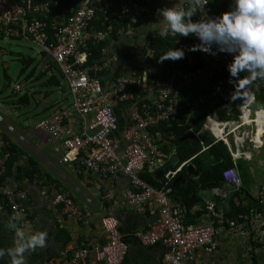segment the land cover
<instances>
[{"label": "built area", "instance_id": "obj_1", "mask_svg": "<svg viewBox=\"0 0 264 264\" xmlns=\"http://www.w3.org/2000/svg\"><path fill=\"white\" fill-rule=\"evenodd\" d=\"M141 1L126 0L119 7H111L110 0H68L66 3L62 0H0V33L7 38L36 44L41 54L58 65L72 98L68 108L41 120L37 130L45 132L49 139L60 143L67 151L62 163L74 161L79 172L93 173L105 179L122 174L130 180L127 196L135 210L157 217L148 230L136 231L132 236L143 245L161 244L166 248L159 264L193 262L200 250L212 253L218 246L217 229L225 225L254 243L264 244V175L256 205L229 218L214 201L206 199L205 222L195 225L186 224L185 210L170 199L174 192L172 183L192 159L176 169L164 171L159 185H150L142 178L145 172L170 162V154L160 148L152 129L179 117L182 105L199 108L210 104L211 110L203 125L213 134V144L223 142L234 157L241 156L245 144H250L254 150H263L264 104L258 102L257 95L264 92V80L245 85L243 77L247 74L241 73L240 79L229 83L227 65L232 60L231 55L217 53L213 56L198 50L203 65L195 70L176 69L169 79H165L163 74L154 77L148 70L141 71L136 67L120 73L106 88L102 75L107 74L120 58L135 55V48L127 46L118 54L110 55L109 47H104L101 58L87 66L90 43L99 45L111 38L114 31L119 37L135 39L143 15L152 18L151 8ZM189 6L197 9L196 20L211 16V7L223 11L214 0H194L186 5ZM115 24L121 26L115 27ZM188 38L193 45L199 43L193 35ZM153 44V39L147 38L143 47V57L151 61L155 59ZM218 71H223L219 80L216 79ZM22 89L21 84L14 87L16 92ZM194 89L198 93L193 98L183 97L184 93ZM121 103L130 104L128 127L120 136L116 108ZM73 114L80 118L79 131L69 125ZM0 121L3 122L1 116ZM7 131L13 133L15 129L8 126ZM195 135L200 139V133ZM60 147L56 150L60 151ZM11 149V140L0 129V180L6 172ZM207 149L204 147L203 151ZM222 176L223 185L207 191L226 198L229 193L241 190L243 182L235 166L226 168ZM102 198L109 201L112 192ZM28 199L25 190L0 185V205L5 206L12 220L22 227L30 216L26 206ZM55 202L65 207L69 218L89 226L91 212L77 205L70 194L58 193ZM17 214L20 219H13ZM101 228L107 242L66 250L54 264H86L91 258L104 264H122L129 244L120 231L118 219L114 216L103 218Z\"/></svg>", "mask_w": 264, "mask_h": 264}, {"label": "crops", "instance_id": "obj_2", "mask_svg": "<svg viewBox=\"0 0 264 264\" xmlns=\"http://www.w3.org/2000/svg\"><path fill=\"white\" fill-rule=\"evenodd\" d=\"M155 1L158 3V9L162 7H171L172 2H175V0H172V2H169V0ZM214 1L223 7L222 12L228 10L230 0ZM190 4L191 3L186 0L185 6ZM222 12H219L217 9L213 10L211 16H218ZM161 21V15L160 18L156 20L152 18H141L137 25V37L135 39L120 37L118 41H113L109 45L110 55L118 54L119 51L127 46L135 48V55H129L127 58H120L115 64L116 68L130 71L136 67L145 66V69L148 71L152 69V66H150L148 61L143 57V47L146 39L151 33L155 35L159 34V25ZM41 56L40 74H48L52 66L50 63L52 59L43 54H41ZM155 69L157 72L160 70V68L157 67ZM37 76L38 75L27 80L25 84H31ZM50 85L58 84L55 83ZM61 86V84H59V87L55 86L56 89L58 88V94L55 99L46 100L44 102L43 110L46 112V116L40 119L39 122L71 105L69 90H61ZM22 90L20 92H22ZM43 97L45 98V96ZM1 104L0 116L3 118V122L0 121V129H3L7 133L14 147L15 155L18 157L14 166L13 175L7 180L8 186L14 189L25 190L28 193L29 199L26 202V206L30 212V216L26 225L22 227L18 222L12 220L6 207L0 205V231L6 229L8 223L15 224L16 227L22 228L23 231L29 235L35 234L38 231H46L47 239L43 247L45 249L43 255L47 254V258H44L43 262L40 264H54L56 260L63 257L66 250H74L82 245L93 247L97 244L107 242V237L101 228V220L108 216H114L118 219L120 231L126 236L129 244L128 254L122 264H159L162 261L166 251L163 245L146 246L132 236V233L136 231L148 230V228L156 222L157 217H151L135 210L127 196L131 189V183L126 176L119 174L116 177L105 179L93 173L85 171L79 172L74 161L62 163L63 155L66 154L67 151L62 148L60 143L49 139L45 132L37 130V128H34L33 131H28L25 135L18 133L15 127L4 118L5 116L13 119V111H11L10 107H8L10 109L4 107V105L7 104L6 102L3 101ZM11 107L15 110L17 105L13 103ZM122 113L127 117L128 109L122 111ZM69 125L79 131L80 118L75 114L71 115ZM8 126H12L15 132H8ZM122 133L123 132L120 130L119 135L121 136ZM198 133L203 135L208 133L210 137L207 138L214 141L213 134L208 132L204 125ZM154 136L157 141L161 139L160 134H154ZM162 144L166 145L170 150L168 154H170L171 159L174 156L178 157L175 154V147L170 142L165 139ZM57 147H60L61 150L57 151ZM261 151L263 150H254L251 148L250 144H245V147L241 151V156L234 157L232 154L231 156L235 167L239 160H244L248 163L251 176L250 184L244 186L243 183L240 191H233L229 193L226 198L213 195L210 191H204L200 194L203 204L205 205L206 199H211L217 204L218 209L226 212L228 215L234 204L236 206L241 204L244 207L256 205L259 187L264 175V155L260 153ZM31 160L37 163L40 176L38 177V179H40L39 184H37V182L32 183L23 177L22 179L18 177L19 172L17 168L26 167L30 164L29 162ZM183 163L185 162H182L180 159V163L177 167H180ZM168 164L169 163L163 167L156 168L154 171H148V173L155 176V173L159 170H168L166 168ZM188 165L193 164L188 163L184 168ZM177 167H174V169ZM155 179L160 181L162 177L161 179ZM107 192H112V198L109 201L102 198ZM58 193L70 194L77 205L91 212L92 215L89 217V226L83 225L77 222L76 219L67 216L65 207L55 202V197ZM89 199L91 202L88 201ZM170 199L175 205L181 206L182 208L184 207L185 198L181 192L174 190ZM190 215L191 217L189 219L191 224L195 225L205 222L203 219L202 205L193 207L190 211ZM65 234H67L69 242L63 240ZM216 239L218 246L215 251L207 253L204 250H200L197 253L195 261L185 264H264V244L254 243L248 237L236 234L226 225L218 227ZM86 264L104 263L97 262L94 258H91Z\"/></svg>", "mask_w": 264, "mask_h": 264}, {"label": "trees", "instance_id": "obj_3", "mask_svg": "<svg viewBox=\"0 0 264 264\" xmlns=\"http://www.w3.org/2000/svg\"><path fill=\"white\" fill-rule=\"evenodd\" d=\"M68 0H62V3H66ZM143 4H147L151 8L152 19L156 20V16L160 17V13L157 12L158 10V3L155 0H142ZM126 0H110L109 5L111 7H119L121 4H125ZM217 3V2H216ZM215 10L214 7H211L210 13ZM197 12L192 17L193 21L196 20ZM142 18H150L149 15H143ZM122 24V23H121ZM121 24H115V27L121 26ZM98 29V26L96 25ZM102 27H100L101 29ZM5 36L0 33V39H3ZM119 35L114 31L111 34V38H108L105 42H101L99 45H93L90 43V50H89V60L86 64L87 66L93 65L96 60H99L101 57V49L104 47H109V45L113 41L119 40ZM148 38L153 39V49L155 50V59L153 61L146 59L152 69L149 70L151 76L158 77L160 74H163L165 79H169L171 76V72L176 69H183V70H195L201 67L203 64V59L200 53L197 51H187L193 43L189 40L188 37H179L178 35L173 38L171 36L168 37H161L159 34L155 35L151 33ZM16 39V38H11ZM18 40H22L17 38ZM176 40L178 42L176 43ZM176 48H183L185 49V57L180 60H170L164 59L165 54L170 49ZM127 58V57H126ZM33 58H28L24 61L28 66L33 63ZM52 62V63H51ZM51 69H57L61 74L58 65L53 61L50 60ZM29 65V66H30ZM144 67V68H143ZM161 68L162 73L156 71L155 68ZM28 67H25L26 70ZM139 70L143 71L145 66L138 67ZM126 70H120L115 67V64L112 66L111 70L107 72V74L102 75V82L104 86L107 88L109 83L115 79L120 73L125 72ZM223 71H218L216 73V79L222 78ZM62 76V75H61ZM34 77V73H31L30 76L27 78ZM63 77V76H62ZM38 79V77L36 78ZM64 79V78H63ZM26 80V81H27ZM56 87H59L60 82L56 77H51L49 84H55ZM197 89L191 90L189 93L183 95V97L193 98V95L197 94ZM29 96H23L19 104H28L29 103ZM257 100L260 103L264 104V92L261 91L257 95ZM240 101H243L241 99ZM130 103H121L118 108H116V114L119 119V125L121 132H124L125 129L128 127V116L126 117L122 111L129 108ZM64 109V108H63ZM62 110V109H61ZM211 110L210 104H206L199 108H190L186 105L181 106V110L179 112V117L175 120L163 123L155 128L152 129L153 135L160 134L161 139L158 141V145L162 150L165 152H169L170 150L166 145H163V141L166 139L175 147V154L180 157L182 162L190 161L191 164L194 165L198 177L194 178L190 175L186 168H183L182 171L177 175L176 179L172 183L173 191L177 190L184 195L185 202L183 209L186 212V223L189 225L191 224L190 221V211L196 205H202L204 208V204L200 194L204 191L211 190L217 187H221L224 183L223 179V171L228 167L235 166L232 156L229 152V149L226 144L223 142H219L213 144L212 140H209L203 134H200V139L196 137V133L201 131L203 124L205 122V118L208 115L209 111ZM202 141L203 144L200 142ZM204 147H208L207 150L203 151ZM18 160V157L15 155L14 147L12 146L11 149V157L7 162L6 172L2 175L0 180V185H8V179L13 175L14 166ZM26 167H19L17 168L19 172V179L25 178L30 182L34 183L37 182L39 184L40 179H38L39 171L37 169V163L33 160L29 162ZM237 168L240 174V177L243 180L244 186H248L251 182V176L248 169V163L244 160L237 161ZM167 169H174L171 165V162L166 167ZM142 178L148 182L150 185H158L160 181H157L153 174L145 172L142 175ZM22 190V189H19ZM4 204V203H3ZM248 207H244L241 204L236 206L235 204L232 206V210L229 213V217L235 218L239 212L246 211ZM199 214V213H198ZM63 240L65 242H69V238L67 234L63 236ZM127 240V238H126ZM15 242V230L6 227V229L0 231V248H10L14 246ZM43 259L42 253H32L29 258V264H40L39 261Z\"/></svg>", "mask_w": 264, "mask_h": 264}, {"label": "clouds", "instance_id": "obj_4", "mask_svg": "<svg viewBox=\"0 0 264 264\" xmlns=\"http://www.w3.org/2000/svg\"><path fill=\"white\" fill-rule=\"evenodd\" d=\"M172 2V0H169ZM192 3L194 0H187ZM186 0H175L171 7L157 10L162 16L159 25L161 37L175 38L193 35L199 43L187 51H203L211 55L226 53L232 60L227 65L229 83L240 79L245 85L264 80V0H230L228 10L218 16H208L193 21L195 7L185 6ZM178 40H176V43ZM185 49H170L164 59L173 61L183 59ZM13 219H20L17 214ZM15 230L16 240L13 247L0 248V264L8 258V264H24L25 256L38 248H43L47 239L46 231L26 234L22 228L8 223Z\"/></svg>", "mask_w": 264, "mask_h": 264}, {"label": "rangeland", "instance_id": "obj_5", "mask_svg": "<svg viewBox=\"0 0 264 264\" xmlns=\"http://www.w3.org/2000/svg\"><path fill=\"white\" fill-rule=\"evenodd\" d=\"M41 57L39 48L31 41L7 37L0 39V104L4 101L7 103L4 107L11 108L14 118L3 116L22 135L33 131L39 120L46 116V112L43 110L44 102L57 97L58 88L49 84L51 76L58 79L62 85L61 90H69L68 84L57 69L52 68L48 74H40ZM28 58L34 60L31 65L29 64L30 66H26L27 64L24 62ZM25 67L28 68L24 70ZM31 73H34V76L38 75V79L26 85V80ZM16 84L23 86L22 92L14 90ZM25 95L29 96V103L19 104L20 99ZM70 98L68 97L69 100ZM13 103L17 105L15 110L11 107ZM204 136L210 137L208 133H205ZM260 153L264 155V149Z\"/></svg>", "mask_w": 264, "mask_h": 264}, {"label": "water", "instance_id": "obj_6", "mask_svg": "<svg viewBox=\"0 0 264 264\" xmlns=\"http://www.w3.org/2000/svg\"><path fill=\"white\" fill-rule=\"evenodd\" d=\"M171 163L174 167H177L178 164L180 163V158L179 157H176L174 156L172 159H171ZM186 170L194 177H197L198 176V173L196 172V170L194 169V166L193 165H188L186 167ZM164 173V170H159L158 172L155 173V178L157 179H161L162 175ZM44 253L45 252V249L44 248H38V249H35L31 252H29L26 256H25V260H24V264H29V258L31 256L32 253ZM44 258H47V254L43 255V259L41 261H39V263L43 262ZM4 264V263H3Z\"/></svg>", "mask_w": 264, "mask_h": 264}, {"label": "flooded vegetation", "instance_id": "obj_7", "mask_svg": "<svg viewBox=\"0 0 264 264\" xmlns=\"http://www.w3.org/2000/svg\"><path fill=\"white\" fill-rule=\"evenodd\" d=\"M3 263L4 264H8V258L7 257L4 258V262Z\"/></svg>", "mask_w": 264, "mask_h": 264}]
</instances>
